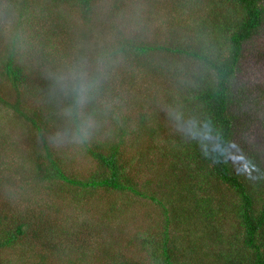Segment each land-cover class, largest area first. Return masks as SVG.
Instances as JSON below:
<instances>
[{"label": "trees", "instance_id": "obj_1", "mask_svg": "<svg viewBox=\"0 0 264 264\" xmlns=\"http://www.w3.org/2000/svg\"><path fill=\"white\" fill-rule=\"evenodd\" d=\"M105 1L0 0L19 28L5 41L0 34V106L29 123L38 143L20 158L0 142V264H264V0H174L175 11L134 12L133 30L108 43L100 30L99 62L80 41L84 27L105 20L95 5L129 8ZM147 32L155 39L145 42ZM88 53L71 66V55ZM130 69L132 84L134 73L175 77L162 89L167 123L154 111L151 123L137 118L134 97L129 125L104 121L105 98L129 97ZM81 84L82 98L73 90ZM215 142L225 152L218 162L204 154ZM26 186L46 188L36 210L24 203ZM102 232L110 253L100 250ZM134 246L143 258L121 252Z\"/></svg>", "mask_w": 264, "mask_h": 264}, {"label": "rangeland", "instance_id": "obj_2", "mask_svg": "<svg viewBox=\"0 0 264 264\" xmlns=\"http://www.w3.org/2000/svg\"><path fill=\"white\" fill-rule=\"evenodd\" d=\"M115 1V2H114ZM108 3H121V5H127L126 11L121 9H110L108 7H98L95 5L94 14H98V19H105L104 21L96 22V24L89 25L87 27H84L82 29L83 35L85 34V38L80 40L82 43H90L88 48L93 51L94 53L91 55L96 54V59L99 60V62H102L105 60V56L102 54V46L101 44L104 42L100 35H98L101 31H107V33L104 34V39L108 43V41L111 39L112 34L117 33L119 30H133L134 20H136V17H134V12L140 13V14H146L151 9L159 11V15H161V12L167 13L169 11H175L178 8V4L175 5L174 0H158V3L156 4L152 0H107L103 2L105 4ZM105 11H108L107 17L105 16ZM4 10L2 9V12L0 14V29L2 28V31H0V34L2 36V40L5 41L9 33H15L19 28L14 29V22L15 18L6 13L3 15ZM125 13V14H124ZM124 14V16H123ZM154 15V14H151ZM134 17V18H133ZM107 18V19H106ZM154 22H160V18H156L153 20ZM40 23L37 24V26ZM36 26V27H37ZM138 35L137 31L135 32ZM152 33V34H151ZM155 32H147V36H141L145 42L152 41V39H155L154 37ZM134 36V35H133ZM140 36V35H139ZM54 37L50 38V43L52 42ZM159 38V36H158ZM105 42V43H106ZM49 49V48H48ZM90 54H83L82 57H84L83 60L80 61L79 57L75 55H71L73 57V60H69L71 62V66H77L84 65L86 63V58ZM99 57V58H98ZM142 70V74L147 72L146 67L140 66L138 67V70ZM62 73V71H60ZM134 83L132 84V71L130 69L126 71L125 73V82L126 85L129 88V97H126L125 99L115 97V96H109L108 98H105L104 106L111 112L110 115L104 120L109 125L114 121L122 120V117H126L125 124L129 125V123L132 122V115L136 113V110L139 108L132 107V97L138 99V105L142 107L140 111L137 112V118L140 116L145 117V122L151 123V121L147 118L146 114H151L152 111L155 112V114L159 117L158 120L163 123H167V113L170 112V108L172 107V103L169 104L165 100V94L166 91L162 92L163 88L171 87L174 82L175 77H169L166 75H157L152 73L151 71L147 76H144L143 80H140L142 75H139L137 73H134ZM181 76L178 77L177 82L181 81ZM187 86V85H186ZM259 89H264V78L259 81ZM147 93L142 96L143 93ZM253 92V91H252ZM251 92V93H252ZM136 93V94H135ZM135 94V95H134ZM31 96L29 92L26 94L24 98V102H22V106L25 109H29V107L32 106ZM119 99H123L127 101L121 102ZM264 102V101H263ZM130 104V107L128 106ZM234 108H237L236 105H234ZM133 109V110H132ZM155 109V110H154ZM254 111V109L251 110V112ZM250 112V113H251ZM12 112H2V107L0 106V142H4V146H7V149L11 150L16 157H26L29 156V152H31L35 146H37V138L32 137L34 130H32L29 123L25 122L22 118H20L18 115L15 118H11L9 116H6L5 114H11ZM174 114V119L178 118V113L175 112V110H172L171 112ZM254 113V112H253ZM79 121H81V118H78ZM135 119V116L133 120ZM49 132L56 133L57 137L56 139L61 137V132L58 129V123H52L50 125ZM252 132L256 135H258L259 130L257 128H253ZM104 133V132H103ZM60 135V136H58ZM135 134H129L127 143L122 146V152L121 156H123L125 159H130L132 155V147L131 143L132 140H134ZM67 137V136H66ZM65 139V137H63ZM62 139V140H63ZM63 145V144H59ZM60 148V146H57ZM28 186H26V189H21L23 197L28 198L27 201L24 203L29 204L31 207H33L36 210V207L39 203L38 197L40 195L43 196V192L46 191V188L43 191L40 192H33V189L30 188L27 190ZM38 191V190H37ZM140 202V201H139ZM138 202V203H139ZM142 203V202H140ZM127 213H123L122 217H125ZM132 224V221H130V225ZM126 231V230H125ZM101 235H103L104 242L99 245L100 250H102L104 253H110L109 252V243H110V235L106 232H102ZM132 248V247H131ZM127 250V251H126ZM126 250H121V252L125 255H132V257H135L136 259L143 258V254H141L140 251H138L137 248L132 249L130 252L129 249L126 248ZM61 251H59L60 253Z\"/></svg>", "mask_w": 264, "mask_h": 264}, {"label": "clouds", "instance_id": "obj_3", "mask_svg": "<svg viewBox=\"0 0 264 264\" xmlns=\"http://www.w3.org/2000/svg\"><path fill=\"white\" fill-rule=\"evenodd\" d=\"M74 91H76L82 98V94L85 91V86L83 84L79 85V86H74ZM69 112H71V110H69ZM207 127V126H206ZM82 131V135L79 137V139L82 140L87 138V132L84 130ZM211 130L208 129V132H210ZM188 134L190 136H192L193 138H200L201 140H207V141H211L212 137L209 134L206 133H197L191 130V128H189L187 130ZM204 147V154L205 155H209V154H215L213 157L214 158H220L222 156H224L225 152L223 151L224 146L222 144H220L219 142H215V143H210L207 146H203ZM218 158L216 160V162H218Z\"/></svg>", "mask_w": 264, "mask_h": 264}]
</instances>
